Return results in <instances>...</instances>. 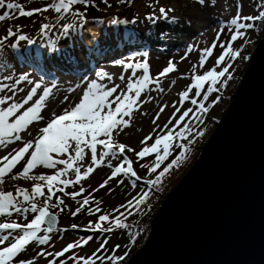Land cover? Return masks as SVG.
<instances>
[{
  "label": "snow or ice",
  "instance_id": "6c2138e0",
  "mask_svg": "<svg viewBox=\"0 0 264 264\" xmlns=\"http://www.w3.org/2000/svg\"><path fill=\"white\" fill-rule=\"evenodd\" d=\"M92 2L93 0H53L44 8L25 10L24 6L14 2V0H0V9H6L0 14V22L14 20L18 16L32 17L35 13H43L48 9H54L56 13L60 14L58 17L60 19L63 18L64 14L71 12L74 5H89ZM127 2L130 0H119V3ZM197 2L202 6L205 4V0H197ZM103 3L107 4L108 0H103ZM15 12H18V16L14 15ZM160 12L167 18V11L164 8H160ZM242 19L245 21H264V10H261L258 15H249ZM240 20L241 17L237 15L230 21V24L235 28L231 35L232 42L245 36L244 29L255 27L253 23H243L239 22ZM126 22L112 21L114 24ZM175 22L173 19L172 23ZM51 27L52 25L43 23L40 32L47 35V30ZM73 27L74 24H64V35H67L68 30ZM21 28L20 25L9 26L6 35L0 38V49L4 47L9 37L17 38L19 41L26 40L29 44L33 43L28 36L21 34ZM16 46V44H12L13 48ZM215 47L214 43L212 47L202 50L199 57L201 68L204 67L207 59L213 55ZM220 47L224 50L216 59V66L200 75L195 74L197 69L196 65H193L192 83L187 90L179 93L180 104L183 105L185 101L189 100V94L193 88L195 89V97L199 98L206 83L208 87L206 91H203L202 100L198 101L196 98L190 100L192 105H198L195 112L193 108L184 110L179 119L175 120L173 129L181 125V122L185 121L190 113L194 119H198L197 113L208 112L209 108L205 106V101L209 99L212 93L219 90L217 85H226L228 79L231 78L229 75L230 64L222 67L219 71L217 68L224 64L227 58L235 60L239 57L241 55L240 50L233 49L231 42L227 46L221 44ZM57 48L56 41H49V51L45 53L46 59L50 60L55 57L61 60H74L73 46L70 45L63 50H57ZM191 51L193 49L189 48L188 52ZM37 55L39 56L40 53L37 52ZM142 55L147 57L148 53L144 52ZM116 64L122 65L126 70H131V75L127 79L124 75H120V83H114L113 76L109 72L103 69L97 71L95 73L97 79H92L87 83L78 102L63 108L61 114L56 113L54 106H46L53 89L51 87L41 88L39 82L35 83L22 97L13 99L12 94L0 95V149L7 150V153L0 157V218H4L6 221L0 222V264H35L37 257L20 259V256L25 253L29 245L50 246L53 233L66 231V229L57 228L59 213L65 210L70 211L69 206L65 203V198H69L79 205L75 211H70L73 217L82 211H86L89 216L100 213L99 204L101 201L96 200L91 193L84 195L87 189L83 185V182L90 177V174L94 173L96 168L107 167L111 170V174L93 191L104 189L113 178L120 176L134 178L132 179V186L135 187L141 177L133 170V160L125 154L126 148L127 152L132 153L137 159L155 154V158L150 164L141 165L142 168L154 174L172 155L174 141H183L187 138L185 134L190 133L189 124L184 123L183 127H180L174 135L173 129H169V124H172V119H169L168 123L164 125V129H161L159 134H155L153 143L146 144V141L153 139L152 134L141 141L145 146L140 151H134L124 143H119L117 137L130 126L133 114L138 108V102H141L142 93L149 91L151 84H154L158 91H163L160 78L176 71L177 64L169 61L167 67L159 73L157 78L150 76L147 59L135 63L117 60ZM138 70L141 72L139 76H137ZM226 75L227 79H222ZM8 78L11 79V77ZM105 79L111 83V86L102 82ZM21 81L33 83L27 74L21 75L14 83L19 84ZM8 87V85H0V93ZM118 89L120 90L119 93ZM41 91L42 94H39ZM147 99L151 100L152 97L149 96ZM64 100L67 101L68 97L65 96ZM166 107L167 105L159 109L156 118L152 121L153 124L160 118V114L165 111ZM180 111L181 108L176 107L172 118L174 119L176 113ZM44 112H50V115L46 118ZM40 124L43 126L36 127L35 134H33L32 128ZM157 127L159 126L157 125ZM155 132L156 129H153V133ZM25 136L29 138H25ZM17 142L22 146L10 147ZM175 147L180 149L179 155H176L154 180L148 179L147 185H158L166 173L174 166L178 167L180 162L186 158L187 145L180 143L176 144ZM98 149L100 150L98 151ZM89 154L90 163L85 165L86 157ZM113 160H120L121 162L114 166ZM18 166L21 170L13 172ZM6 178L13 182L17 180L31 182V187L29 189L14 185L15 194H13V191L4 190ZM122 182L120 181V183ZM77 187L79 188L78 191L68 190ZM109 191L112 190L109 189ZM148 195L149 192L144 191L138 198L134 197L135 207L138 208L143 204ZM78 197L81 199L78 200ZM133 200L128 201L129 207L133 206ZM92 204H95L96 207L93 208ZM14 213L23 217L26 222L9 221ZM29 214L35 215L28 220ZM123 215L121 213L120 216L110 221V214L106 212L99 215L95 224L89 221L85 230L103 234L112 232L114 229H126L129 226L121 219ZM105 222H109L111 226L104 227ZM77 227L76 224L71 225L73 229ZM5 230H8L7 234H3ZM93 239V235H88L86 238L81 237L75 242L67 244L61 251L49 252L42 249L37 253V256L47 257L48 264H97V261L103 264L104 260H107L109 264H116L117 261L123 260V257L118 256L102 257L94 253L92 256L86 257L76 253V249L87 245ZM106 244L107 240L100 245V249H104ZM100 249L97 251L99 252ZM66 254L68 255L66 256Z\"/></svg>",
  "mask_w": 264,
  "mask_h": 264
},
{
  "label": "rangeland",
  "instance_id": "374dc122",
  "mask_svg": "<svg viewBox=\"0 0 264 264\" xmlns=\"http://www.w3.org/2000/svg\"><path fill=\"white\" fill-rule=\"evenodd\" d=\"M14 2L20 3L25 7V10H31L35 8H44L47 4L52 3L53 0H14ZM91 6H94V8L91 9L88 7V5L82 4L74 5L72 11L64 14L63 18L60 19H58L60 14L56 13L54 9H48L43 13H35L32 17H19L18 12H15L14 15L18 16L17 19L0 22V38L6 35V30L9 26L14 27L15 25H20L22 26V28L20 29L21 34L28 36V38L32 40L33 43L40 46L41 43H43V40L49 42L54 41L53 39L57 37L67 36L64 35V24H74V27L68 30V34H71L77 29H80L81 26H84V23L89 20L108 18L112 15H116L119 21H127L123 24H125V26L127 27L133 28L135 25H142L144 28H148L149 26L158 24L161 21L163 22L166 19H184L197 21L203 19L206 21V23H211L204 30V33L200 37V42H204V45L203 47H201V49L198 50L193 64L190 67L186 68L188 70L186 72L180 71L181 66L177 65L176 71L169 73L165 80H161V84L166 81L167 85L169 87H172L173 95L171 97V103L168 105L165 115L160 118L158 122H156L155 124L150 123L145 127L143 125L141 127L139 125V121L152 107H150L149 103L154 99L155 95H157L159 91L156 89V86L154 84H151L149 85V91L142 93L141 102H138V108L133 114V118L130 121V126L117 137L119 143H124L127 147H131L134 151H140L141 148L145 146V144H142L141 141H143L144 138L146 136H149L150 134L153 135V139L146 141V144L150 145L151 143H153L155 134H159L160 130L164 129V125L168 123L169 119H172V124H169V129H173L175 120L179 119V116L183 114L184 110H186L187 108H193V111L195 112L198 105H192L190 103V100L192 98H196L198 101L202 100L203 91H206L208 87L207 83L205 84L204 90L202 91L201 97L199 98L195 97L194 88L189 94V100L185 101L183 105L180 104L179 96V93L187 90L188 86L192 83L191 77L193 75V65H196L197 69L195 74L202 75L205 71H208L216 66V59L223 53L224 50L220 47L221 44L227 46V44L231 42L233 49L240 50L241 55L239 57H237L235 60L227 58L224 64L217 68V71H219L222 67L230 64L231 67L229 68V75L231 76V78L228 79L226 85H217L219 90L212 93L209 99L205 101V106L209 108V111L206 113H197L196 115L199 117L198 119H194L192 113H190L189 117L185 118V121L181 122V125L176 126L173 129L175 135V132L179 131L180 127H183L184 123L189 124L191 131L190 133L185 134L187 138L183 141H174L173 155L175 153L178 155L180 152V149L175 147V145L184 143L185 145H187L188 151L191 152V158L189 157L186 162L183 163V165L187 164L190 159L194 158L190 162L191 167L200 154L203 145L214 131L220 117L223 115L230 100L232 99L233 94L238 88L252 51L264 36V21H245L242 19L245 16L258 15L261 10H264V0H205V4L203 6L198 2H194L193 0H130V2L127 3H119V0H108L107 4L103 3V0H93ZM160 8H164L167 11V18H165L164 15L161 14ZM4 10L6 9H0V14H2ZM237 15L241 17V20L239 22L253 23L255 27L253 29H244L243 31L245 32V36L238 38L235 42H232L231 35L235 31V28L230 24V21ZM48 16L52 17L53 19L47 20V18H49ZM43 23L52 25V27L47 30V35L40 32V27ZM24 42H26V40L19 41L17 38L9 37L8 41H6L4 44V47L0 49V78H2L3 75L8 72L7 69H9V65L15 63V61L17 60L13 57L11 52L13 50H18V47L21 45V43ZM214 43L216 47L213 49V55L207 59L204 67L201 68L199 66V57L202 53V50L204 48L212 47ZM12 44H16L17 46L13 48ZM57 46L58 49L61 48V45ZM73 47L74 50H77V48L75 49V46ZM164 47L165 44L160 45V48ZM126 50H130L131 54L134 55V51H137L138 48H135L134 46H128L126 47ZM145 59H147V57H144L141 53H139L137 56H134V60L131 62H142ZM117 60L124 59L121 57L116 58V60L108 61L107 65L97 63L98 68L96 70L100 71L101 69H103L109 72V74L113 76V82H117L116 80L119 79L120 75H124L123 73L127 72L130 74V70L123 71V69H121L119 65L116 64ZM23 67L28 72L30 71L29 69H32L29 68L30 66H28V64H23ZM50 71L55 72L53 73L54 77L49 78L46 75L42 76V74H38V71L34 68L32 72L34 73V75H36L34 77L35 83H46L45 86L41 88L51 87L53 89L52 95H57V93H59V91L63 89L62 87H71V85H74L75 83L80 84L82 79L85 78V75L78 76L74 72H70L68 70L64 71L59 68H50ZM129 74L128 77L130 76ZM128 77H126V79ZM92 79L97 78L94 77ZM222 79H227V75ZM90 81L91 79L81 83V94L83 89L87 86V83H89ZM173 81H175V83H172ZM102 82L107 84L108 86H111V83H109L107 79ZM39 94H42V91L41 93L39 92ZM149 96L152 97L151 100L147 99ZM217 97H219V99H217ZM176 107H180L181 111L179 113H176V116L173 119L172 114L175 112ZM157 125L159 127H157ZM153 129H156L155 133H153ZM165 131H167V129H165ZM99 150L100 149H98V151ZM125 154H127L129 158L133 160V170L136 171L137 175L141 177V179L137 181L136 186H132V179L134 178L120 176L113 178L110 183L105 186L104 189L93 191V189H97L99 187V184H101L111 174V170L107 167L101 166L99 168H96L94 173L90 174V177L83 182L84 187L87 189V192L84 193V195L91 193L96 200L101 201V203L99 204L101 212L89 216L86 211H82L81 213L73 217L71 216L70 211H75L76 207H78L79 205L75 201H72L69 198H65V203L69 206L70 211L65 210L64 212L59 213V222L57 228L66 229V231L53 233L50 246H40L36 244L29 245L25 253L20 256V259L37 257L35 264H48L47 257L41 258L37 256V253L42 249L49 252L61 251L64 247L67 246V244L73 243L81 237L86 238L88 235H93L94 239L87 245L82 246L75 251L78 255H84L86 257L92 256L94 253L96 254L98 252L97 250L100 249V245L104 243V239L108 235H111V232H108L107 235L104 236L99 232L92 233L86 231L85 229L88 226L89 221H91L92 224H95L98 221L99 215L106 212L110 214V221L114 220L117 216H120L121 213H123V217L128 220V218L130 219L131 216L136 215L143 210H145L144 212H149V205L142 204L138 208L135 207V201L133 200V198H138L142 194V192L148 191L150 186L147 185V180H154L158 173L167 166L170 157L167 161L164 162L163 165H161L159 169H157V172L153 174L150 173L147 169L142 168L141 165L150 164L154 160L155 154H152L150 157H146L143 159H137L132 155V153L127 152V148ZM120 162V160L112 161L114 166L118 165ZM88 163H90V154L86 157L85 165H87ZM182 166H180L179 168H181ZM190 167L187 164L181 169L178 168L170 177L166 179L165 182H168L169 179L172 180V178H174L175 176L174 180L177 184L181 180V178L188 172ZM186 168H188L187 171L185 170ZM120 181L123 182L120 183ZM176 184L174 185V187L176 186ZM14 185L27 187L30 189L31 182H25L23 180H17L13 182L6 178L4 190L13 191V194H15ZM109 189H111L112 191H109ZM68 190L78 191L79 188H70ZM168 193H166V195ZM166 195L162 196L160 200H155L154 196L149 199L151 202H153L154 206H156V211L152 214L150 211V219L148 218L149 220H147L148 227L142 229V226L141 229L143 231L141 233L129 232L126 230L124 233H121L118 238L117 235L119 234V231L115 236H112L111 243H119V257H123V260H121L118 264H127V261L131 258L134 251L146 234L147 230L149 229L150 221L160 208L161 203ZM77 199L79 200L81 199V197H78ZM130 200H133V206L131 207H129L128 205V201ZM122 205L123 207H121ZM91 206L93 208L96 207L95 204H92ZM34 215L35 214H29L28 220L32 219ZM12 218L13 220H16V222H26L23 217L17 216L15 213L9 219L12 220ZM4 221V218H0V222ZM73 224L78 225V227L75 229L71 228V225ZM103 226L109 227L111 225L109 222H105ZM7 231L8 230H5L3 234H7ZM67 255L68 254H66V256Z\"/></svg>",
  "mask_w": 264,
  "mask_h": 264
},
{
  "label": "water",
  "instance_id": "95a60500",
  "mask_svg": "<svg viewBox=\"0 0 264 264\" xmlns=\"http://www.w3.org/2000/svg\"><path fill=\"white\" fill-rule=\"evenodd\" d=\"M127 264H264V36Z\"/></svg>",
  "mask_w": 264,
  "mask_h": 264
},
{
  "label": "bare ground",
  "instance_id": "6f19581e",
  "mask_svg": "<svg viewBox=\"0 0 264 264\" xmlns=\"http://www.w3.org/2000/svg\"><path fill=\"white\" fill-rule=\"evenodd\" d=\"M48 17L49 18H47V20L53 19L50 16ZM113 20L119 21L116 15H112L108 18L93 19L86 22L89 26H91V24L103 23L104 25H98V27L104 28L105 36H106V32L108 34L107 45L99 47L96 54L105 58L112 57V59L110 60H116V58L121 57L124 59L125 63H128L133 61L134 56H137L139 53L143 54L144 52H147L148 53L147 60L149 62L150 76L153 78L159 77V73L162 72L165 67H167L169 61H172L177 65H180L181 66L180 71L186 72L188 70L186 68L190 67L193 64L198 50L201 49V47H203L204 45V42L202 43L200 42V37L204 33V30L211 24L210 22L206 23V21L203 19L202 20L200 19L199 21L176 19L175 23H172L173 19L170 20L166 19L163 22L161 21L158 24H153L148 28H144L142 25H135L133 28V27H127L123 23L114 24L112 23ZM86 23H84V25H87ZM82 27L83 26H81L80 29ZM95 29H96L95 27H92V30ZM95 32L96 31H91V33H95ZM104 34L102 35L104 36ZM75 39H78V37L76 32L74 31L71 34H67V36L57 37L53 40L59 43L57 45H61L60 46L61 48L59 50L67 49V47H69V44L73 46L84 47L83 45L85 43L81 44L80 41L77 40V44H76L74 43ZM102 42H104V40ZM104 44L106 43L104 42ZM161 44H165V47L160 48ZM128 46H134L135 48L136 47L138 48L137 51H134V55L131 54L130 50H126V47ZM189 48H192L193 51L188 52ZM47 51H49V49H48V42L46 40L45 41L43 40V43H41L40 46L35 43L29 44L28 41H26L24 43H21V45L18 47V50L15 53L17 57H20L25 62V64L34 62V64L36 63L35 65L40 67L39 69L44 70V68L47 67L46 64L49 63L48 62L49 59H46L45 57V53ZM37 52L40 53L39 56L37 55ZM182 57H184V59H181ZM50 63L53 65L57 64V66L59 65L61 68L65 66L69 69L70 68L75 69L78 66V63L76 62L75 59L69 61L66 59L61 60L53 57ZM107 63L108 62L105 63L99 62V64H103V65L104 64L107 65ZM23 64L24 63L22 61L20 62L15 61V63L9 65L10 67L7 66L9 67V69H7L8 72L5 73L2 78H0V85H8L9 87L5 88L4 92L0 93V95L12 94L13 99H16L18 97H22L28 90H30L31 87L35 85L34 77L36 75H34L32 70L28 72L23 67ZM119 67L123 69V71L126 70L122 65H119ZM97 68L98 67L95 66L94 68L87 69L86 72L82 74L83 76L85 75V78L82 79L80 84L75 83L74 85H71V87H62L63 89H61V91H59L57 95L53 94L52 96H50L49 103L46 106H54L56 113L61 114L63 108L67 107L69 104L78 102L80 96H82L81 83L86 82L89 79L92 80V78L96 77L95 73L99 71L96 70ZM24 74H27L29 80H31L33 83L29 84L27 81H21L19 84H15L14 82L18 80L21 75ZM123 74L126 79L129 73L126 72ZM129 75H131V70ZM139 75H141V72L138 70L137 76ZM168 75L169 74H167V76ZM167 76L160 78V80H165ZM8 77H11V79H9ZM116 81L117 82L114 83H120L119 79ZM45 84L46 83H42L41 87L45 86ZM161 85L163 91H159L158 94L155 95L154 99L150 101L149 104L150 107L151 106L152 107L139 121V125L141 127L142 125L145 127L148 126L150 123H152V121L156 118V114L159 112V109L161 107H164L165 105H167L168 107V105L171 103V97L173 95L172 87H169L166 81H164ZM21 89H23V91H21ZM119 91L120 90L118 89V93ZM65 96L68 97L67 101L64 100ZM167 107L165 108V111L162 114H160V118H162L165 115ZM44 115L47 118L50 115V112H44ZM160 118L156 120V122H158ZM42 126H43L42 124L38 126H34L32 128L33 134H35L36 127H42ZM25 138H29V137L25 136ZM19 146H22V144L17 142L11 145L10 147H19ZM6 153L7 150L0 149V157L5 155ZM18 170H21L19 166L17 169H14L13 172H16Z\"/></svg>",
  "mask_w": 264,
  "mask_h": 264
},
{
  "label": "trees",
  "instance_id": "16d2710c",
  "mask_svg": "<svg viewBox=\"0 0 264 264\" xmlns=\"http://www.w3.org/2000/svg\"><path fill=\"white\" fill-rule=\"evenodd\" d=\"M194 2H197V0H193ZM89 8H94V6H91V4L88 5ZM177 152V151H176ZM190 154L191 152L187 151L186 152V158L180 162V165L178 167L174 166L168 173L165 174L164 177L161 178V181L158 185H155V186H150L149 189H148V192H149V195L147 197V199L144 201L143 204H146V205H149L148 206V209H149V212H144L145 210L139 212L138 214L136 215H133L131 216V218L128 220L125 219V217H121V219L123 220L124 223L128 224V228L126 229H114L110 234L111 235H108L105 239L107 240V244L105 245V248L104 249H100L99 252L96 253L97 256H102V257H107V256H118L119 257V243L116 242L115 244H112L111 243V238L112 236H115L117 234V232L119 231V234L117 235V238L118 236L121 234V233H124L126 230L129 231V232H137V233H141L143 230L142 229H145L147 228V223L150 219V211H151V214L154 213L156 210V206H154L153 202H151L149 199L154 196V199L156 200H160L162 198V196L166 195V193H168L173 187L174 185L176 184V181L174 180V178H172V180L169 179L168 182H165L166 179L168 177H170L175 170H177L180 166L183 165V163L186 162V160L190 157ZM174 155H177L176 153ZM172 155L170 156V160L168 163L171 162L172 159L175 158V156ZM179 155V154H178ZM193 157V156H192ZM191 158V157H190ZM194 158L190 159V161L187 163L188 166L190 167V162L193 160ZM187 164L183 165V166H186ZM182 166V167H183ZM181 167V168H182ZM179 168V169H181ZM163 170V169H162ZM161 170V171H162ZM186 171L188 170V168L185 169ZM185 171V172H186ZM159 175V173H158ZM175 181V182H174ZM142 205V204H141ZM153 205V206H152ZM152 217V216H151ZM149 218V219H148ZM11 219H9L10 221ZM13 220V218H12ZM6 222V221H4ZM143 226V228H142ZM142 228V229H141ZM121 230V231H120ZM108 233V232H107ZM107 233H103L101 235H107ZM120 263V261H117L116 264ZM97 264H101L100 261H97ZM103 264H109V262L107 260H104L103 261Z\"/></svg>",
  "mask_w": 264,
  "mask_h": 264
}]
</instances>
